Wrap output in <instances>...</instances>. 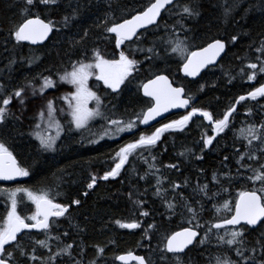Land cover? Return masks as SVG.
Instances as JSON below:
<instances>
[{
	"label": "trees",
	"instance_id": "trees-1",
	"mask_svg": "<svg viewBox=\"0 0 264 264\" xmlns=\"http://www.w3.org/2000/svg\"><path fill=\"white\" fill-rule=\"evenodd\" d=\"M71 2L72 0H61L59 4L50 7L39 5L32 8L30 15L35 17L38 14L45 21L51 19L59 25L63 16L70 13ZM111 2L113 7L109 9V0H101L98 6L85 12L80 21L73 22L67 28L61 27L59 32L53 31L49 41L41 47L33 48L23 44L22 47L14 48L15 41L9 39L8 34L23 19L21 15L24 7L23 0H0V83L5 84L6 94H10L16 87H22L28 81H32L34 76L40 74L52 76L53 79L58 80L56 73L62 74L65 69L70 71V64L79 59H85V51L91 56L93 48L100 49L105 58L118 59V53L126 50L125 46L115 48L114 34H107L110 38L105 40L102 29L93 25L97 22L102 24L107 12L116 18V22H122L134 11H142L150 0H111ZM177 3L178 7L171 13L167 10L163 13L159 21L161 27L158 30H155L156 26L149 28L143 31L146 35L138 44L132 41L127 42L126 45L132 44L133 48L151 47L153 41L161 37L167 38L165 25L168 26L169 31L172 27H176V31L179 32L180 29L176 25V21L180 20L178 13L185 4H191L199 7L201 15L195 19L182 21L190 30L187 33L188 43L191 45L190 51L201 49L209 42L220 39L227 45L225 56L216 67L209 68L198 80L192 81L182 76L183 61L178 57L165 56V53L161 51L160 55L164 58L153 61L147 60L143 52H126L130 58L140 61V71L134 73V77H129L122 84L119 92H112L100 83H94L91 86L103 101V110L106 109L111 116L127 120L135 118L136 113L151 106V101L143 97L141 90L142 85L156 75H166L175 86L183 87L186 96L192 97V107L211 112L214 120L222 118L226 111L235 105L239 96L246 95L264 83V76L261 75H257L255 81H248L246 77L241 78L239 75L241 67L259 55L255 51V42L264 38L261 35L264 33L262 0H179ZM226 5L233 7L234 14V18H229L227 21L224 17ZM235 5L240 6L239 10H236ZM245 8L251 11L245 12ZM241 16H244V19H241ZM88 29L91 30L84 44L73 47V42L79 40L82 32ZM184 35L181 33L180 38L183 39ZM233 35L240 37L235 45L230 43ZM250 44L253 45L252 48H249ZM33 56L40 59L29 68L27 60ZM12 58L17 59L18 62L9 69V61ZM251 71L245 67V73H251ZM229 74L235 77L231 83L228 82ZM33 82L37 88L40 86L39 80ZM213 84L215 87L212 86ZM60 88L59 84L55 89H48L43 98L29 99L26 111H23L18 101L13 99L9 108L14 115L9 117L7 128L0 133V138L12 151L17 162L29 168L31 174L24 183L29 189L50 190L57 194L56 202L65 205L74 199L81 200L79 206L71 205L70 216L68 219L61 218L60 227L53 228L52 234L61 235L65 231L69 232L66 237L61 235V240L64 243H74L75 246L82 244L85 249L83 256L85 264L95 258V246L105 249L98 264H119L117 258L131 252L143 256L146 261H151V264H177L171 259L170 254H167L168 260L163 258L164 253L161 248L165 243V236L191 225L186 222L187 213L184 216L180 215L179 207L176 214L171 216L168 214L165 199L155 194V175L149 174L146 178H141L149 172L143 157L137 155L132 157L129 165L124 167L115 180L103 181L99 177L115 165L116 161L113 157L122 145L134 142L138 135L151 134L156 128L181 119L189 111L170 115L156 126L147 129L142 128L138 123L133 132L126 133L116 140L106 139L96 145L91 144L87 138H84V142L81 143V133L75 130L70 131L68 120L62 118L64 130L57 143V151L46 152L40 149V144L33 133L36 131L35 124L38 123V112L44 107L45 100H54L55 106L61 107ZM30 91L31 89H27L25 95H28ZM249 112L251 115H248ZM246 123L257 125L264 123V97L255 101L242 102L230 118L229 128L217 136L210 147H202L201 137L202 135H205V138L213 136L212 127L205 119L194 117L183 131L164 133L151 154L147 152L143 154L149 159L151 156L156 157L155 163L161 170L159 175L165 181L161 186L162 190L168 189L164 194L167 199L170 200L173 195L172 182L188 181V187L179 191H182L196 208H199V204L195 201L203 200L205 210L202 213L201 223L216 218V209L213 205L220 206L225 199L234 205L242 190L256 189L260 186L259 181L223 180L226 173L222 157L229 156L227 163L235 174L237 154L234 146L240 147L241 152L245 150L244 142L237 139V136L238 130ZM85 137H90V134L85 133ZM181 153L185 155H180ZM198 154H203L204 159H195V155ZM169 163L178 165V168H166L165 165ZM251 163L253 168L257 167L255 162ZM213 172L219 174L222 183L228 187V191L222 192L213 200H206L193 190L198 184L202 186L208 183L210 191H219L220 186L211 181ZM93 175L97 177V185L93 189H88L87 185L91 182ZM85 191L88 192L87 196L83 195ZM137 199L145 201L144 210L150 213L149 216L140 215L139 208L134 204ZM2 207L0 206V219ZM231 214V212L221 213V215ZM117 220L140 222L141 228L122 229L116 223ZM152 225H155V228ZM145 230L148 232L147 237H145ZM201 232L203 233V229ZM259 234V232L248 233L246 238L254 241ZM32 235L37 239L44 238H40L37 233ZM28 244L29 247L32 246L30 241ZM192 249L180 255V264H215V255L222 251L217 248L214 238L211 244L195 245ZM73 251H76V247ZM227 254L235 259L234 253ZM38 255H46V253L38 249Z\"/></svg>",
	"mask_w": 264,
	"mask_h": 264
},
{
	"label": "snow or ice",
	"instance_id": "snow-or-ice-1",
	"mask_svg": "<svg viewBox=\"0 0 264 264\" xmlns=\"http://www.w3.org/2000/svg\"><path fill=\"white\" fill-rule=\"evenodd\" d=\"M60 2L61 0H23L24 7L21 11L23 19L8 34V38L15 41L14 48L17 46L22 47L25 42L31 45L42 44L53 31L59 32L61 27L67 28L73 22L80 21L83 14L98 6L101 0H72L69 4L70 13L63 16L59 25L51 19L45 22L38 14L35 15V18L30 15L33 7H38L39 5L50 7ZM169 6L172 7L170 8ZM112 7L113 4L109 0L108 8L112 9ZM177 7V0H150L142 11H134L128 18H124L123 22H116V18L110 12H107L103 18V23L97 22L93 27L102 29L105 40L110 38L107 34H114L115 48L119 49L122 45L125 46L126 50L118 53V59L105 58L100 49L93 48L91 56L85 51V59H79L75 63H71L70 71L65 69L62 74L56 73L58 80L53 79L52 76L40 74L34 76L32 81H28L22 87H16L10 94H6L5 84L0 83V133L7 128L9 117L14 115L9 108L13 99L18 101L23 111H26L29 99L43 98L48 89H55L59 84H67L75 89L74 92L66 93L60 99L67 105V115L70 116L68 121L69 130L81 133V143L84 142V138H87L93 145L100 144L105 138L116 140L124 133L133 132L138 126L137 121L147 125L151 120L156 119L157 116L170 111L172 108H188L192 97H185L183 87H173L166 75H156L155 79H151L148 83L142 85L144 96L151 97L155 101V105L136 113L135 118L127 120L109 116L106 109L102 111L103 101L88 87V81L95 78L98 81H103L104 85L111 89L112 92H119L121 85L129 77H134V73L140 71V61L130 58L126 52H143L147 60L153 61L164 58L160 55L161 51L165 53V56L178 57L183 61V73L188 77L199 76L203 69L209 65L216 64L217 59L226 52V43L222 40L215 39L199 51H190L191 45L188 43L187 35L190 30L185 27L182 21L195 19L201 15L199 7L191 4H185L178 13L180 20L176 21V25L180 29L179 32L176 31V27H172L169 31L168 26L165 25L167 38L161 37L159 40L153 41L151 47L133 48L132 44L126 45L127 41H133L134 44H138L144 38L146 33L140 32V29H147L149 25H156L155 30H158L161 27L158 23L161 13L166 9L171 13ZM234 7L236 10L240 8L239 5ZM261 7L264 10V0H262ZM250 11V9L245 8V12ZM224 17L226 21L229 18H234L233 7L227 5L224 7ZM241 19H244V16H241ZM90 30L83 31L81 38L73 42V47L82 46L88 38ZM138 33L139 35H137ZM181 33L185 34L183 39L180 38ZM261 35L264 36V33ZM134 37L136 38L135 41L133 40ZM239 39V36L233 35L230 38V43L235 45ZM255 44V51L259 55L253 61H249L244 67H241L239 72L241 78L246 77L248 81H255L257 75L264 76V38L256 41ZM4 46L7 48V44ZM252 47L253 45L250 44L249 48ZM39 59L36 56L30 57L27 60V66L31 68ZM86 60H91V62H86ZM17 62L15 58L10 59L9 69ZM245 67L252 70L251 73H245ZM233 79L235 77L229 74L228 82L231 83ZM35 80L40 81L38 88L33 82ZM212 86L215 87L214 84ZM27 89H31V91L28 95H25ZM200 90L202 91L203 88L201 87ZM260 97H264V85L256 87L248 95L239 96L236 103L249 99L255 101ZM92 101H95V107L89 108L88 105ZM58 111L62 112L63 110L55 106L54 100H45L44 107L38 112L39 122L35 124L37 131L33 135L39 140L40 149L43 151H57L56 141L63 134V125L60 124L59 119L56 117ZM234 112H236V107L231 106L222 118L214 120L211 112L203 111L193 106L181 119L173 120L171 123L158 127L151 134L138 135L134 142L122 145L113 157L116 161L115 166L99 177L103 181L115 180L120 176L130 156L135 154L138 157H143L144 163L148 165L149 172L141 178L144 179L149 174L155 175V194L165 199L168 214L170 216L176 214L179 207L180 215L184 216L187 213L186 222L191 225V227H185L181 231L165 236V243L161 248L165 260L169 259L167 254L171 253V259L180 264V254H186V250L192 251L191 246L194 244L199 246L211 244L214 238L217 248L222 249L214 257L215 264H264V123L258 125L246 123L238 130L237 139L244 142L243 147L245 150L241 152L240 147L234 146V151L237 154L235 174L228 166L229 156L224 155L222 157V164L226 173L223 180L228 182L259 181L260 186L256 189L242 190L238 194L234 205L227 199L220 206L213 205L216 209V218L212 221L201 223L202 213L205 210L203 200L195 201V203L199 204V208H196L189 201V198L182 191H179L188 187L187 180L181 183L172 182L171 192L173 195L170 200L167 199L164 194L168 189L162 190L161 186L165 181L159 175L161 170L155 163L156 157L151 156V159H149L143 156L145 152L151 154L164 133L183 131L192 118L197 115L206 118L208 123L213 125L212 131L215 132V135L206 136V138L205 135H202L201 137L203 140L202 147H210L216 136H220L229 128L230 117H232ZM248 115H251V112ZM16 119H19V117H16ZM95 120L102 121L103 127L101 130L92 132V122ZM42 125L45 126L44 129H42ZM53 125L57 129L55 137L46 131ZM71 126H74V128ZM85 133H92V135L85 137ZM180 155L185 154L181 153ZM195 159L203 160L204 156L203 154H198L195 155ZM251 162H255L257 167L253 168ZM165 167L177 169L178 165L169 163ZM30 174L29 168L21 166L17 162L12 151L6 146L4 140L0 138V181H15L19 178L29 177ZM211 181L220 186L219 191H210L208 183H204L202 186L198 184L193 191L206 200H213L221 195L222 192L228 191V187L222 183L221 177L217 172H213ZM96 185L97 177L93 175L87 188L93 189ZM83 195L87 196L88 192L85 191ZM56 196V193L43 189L39 191H34L27 187L0 189V197L10 203L6 216L3 222L0 223V264H85L83 260L85 253L83 245L75 246L74 243H64L61 240V235L66 237L69 232L65 231L61 235L52 234L53 228L60 227L59 220L61 218L68 219L70 216L71 205L79 206L81 200L74 199L65 205L56 202ZM25 198L35 207V211L31 215H21L18 212V206L24 202ZM129 198L131 199V194ZM177 198L179 199L177 200ZM172 201L177 202L173 203ZM144 203L145 201L139 199L134 201V204L140 210V215L147 217L150 213L144 210ZM229 212L232 214L221 215V213ZM116 223L122 229L141 228L140 222H121L117 220ZM152 227L155 228V225H152ZM33 229L42 233L44 238H35L32 235ZM201 229H203V233ZM252 232L260 233L254 241L246 238V234ZM21 233H24V235H20ZM147 236L148 232L145 230V237ZM198 237L199 239H197ZM29 241L31 242V247H29ZM51 241H56L57 244L53 245ZM74 247H76L75 252L73 251ZM95 247L96 256L94 259H90L88 264H98L104 254L105 249L103 247ZM38 249L44 250L46 255H38ZM227 253H234L235 259ZM77 257L81 258L78 259ZM118 259L124 264H128L129 261H136L137 264H151V261H146L143 256H135L131 253L127 256H119Z\"/></svg>",
	"mask_w": 264,
	"mask_h": 264
},
{
	"label": "water",
	"instance_id": "water-1",
	"mask_svg": "<svg viewBox=\"0 0 264 264\" xmlns=\"http://www.w3.org/2000/svg\"><path fill=\"white\" fill-rule=\"evenodd\" d=\"M178 1H179V0H177V2H178ZM169 7H172V6H169ZM166 10H167V9H166ZM166 10H165V11H166ZM165 11H163V12L161 13V16H160V18H159V20H158V23H159V21H160L162 15H163V13H164ZM32 18H35V17H32ZM41 19H42V18H41ZM45 22H47V21H45ZM122 22H123V21H122ZM154 26H156V25H149V27H148L147 29L152 28V27H154ZM147 29H140V32H143V31H145V30H147ZM52 34H53V33H52ZM52 34H50L49 37H48V39L45 40L42 44L31 45V44H28L27 42H25L24 44H25V45H28V46H30V47H33V48L41 47V46L45 45V44L49 41V39L51 38ZM137 35H139V33H138ZM135 39H136V38L134 37L133 40H135ZM127 42H132V41H127ZM205 47H206V46H205ZM201 49H202V48H201ZM201 49H197L196 51H199V50H201ZM226 52H227V45H226ZM226 52H225V54H226ZM225 54H222V55L217 59L216 64L209 65L207 68L203 69V70L201 71V73H200L199 76H196V77H188V76H185L184 73H183V66H182V68H181V74H182V76H183L184 78H187V79L192 80V81H196V80H198V79L204 74V72H206L209 68L216 67V66L220 63V61L222 60V58L225 56ZM152 79H155V77L152 78ZM168 79H169V81L171 82V84H172L173 87H177V86H175V85L173 84L172 80H171L169 77H168ZM149 81H150V80H149ZM149 81H147L146 83H148ZM146 83H145V84H146ZM262 85H264V83H263ZM262 85H260V86H262ZM257 87H259V86H257ZM184 90H185V89H184ZM254 90H255V88H254L253 90H251V91H254ZM141 92H142L143 97L146 98V99H149V100L152 102V106H154V105H155V101L152 100L151 97H146V96H144L143 87H142ZM246 95H248V93H247ZM185 97H186V91H185ZM260 98H262V97H260ZM238 99H239V98H238ZM249 100H250V99H249ZM245 101H246V100H245ZM242 102H244V101H241V102L238 103V104L235 103L234 106L236 107V111H237L239 105H240ZM191 108H192V103H191V102H190V105H189L188 108H172L170 111L164 112L162 115L157 116L156 119L151 120V121L149 122V124H147V125L141 123V127L144 128V129L154 127V126H156L157 124H159L160 122L164 121V120H165L167 117H169L170 115H173V114H180V113H185V112L191 110ZM234 113H235V112H234ZM234 113H233V114H234ZM194 117H201V118L205 119L206 122L208 123L207 119L204 118V117H202V116L197 115V116H194ZM194 117H193V118H194ZM193 118H192V119H193ZM230 118H231V117H230ZM189 123H190V122H189ZM208 125H210V124L208 123ZM210 126L213 128V125H210ZM213 134L215 135V132H214V131H213ZM216 137H217V136H216ZM19 179H20V178H19ZM19 179L15 180V181H0V184H13V183L17 182ZM181 230H183V229H181ZM181 230H179V231H181ZM32 233H38V232H36V231L33 229ZM22 234H24V233H21L20 235H22ZM197 239H199V237H198ZM194 246H195V244L192 245L191 248H193ZM187 251H188V250H186V252H187ZM128 254H129V253H125V254H122V255H123V256H127ZM131 254H132V255H135V256H141V255H138V254H136V253H134V252H131ZM169 254L172 255L171 253H169ZM122 255H120V256H122ZM180 255H184V254H180ZM117 262H118L119 264H124V262L120 261L118 258H117ZM128 264H137V262H136V261H129Z\"/></svg>",
	"mask_w": 264,
	"mask_h": 264
},
{
	"label": "rangeland",
	"instance_id": "rangeland-1",
	"mask_svg": "<svg viewBox=\"0 0 264 264\" xmlns=\"http://www.w3.org/2000/svg\"><path fill=\"white\" fill-rule=\"evenodd\" d=\"M94 83H100V84H102L103 86H106V85H104V83H103V81H98V80H96L95 78H92V79H90L89 81H88V87H89V89L91 90V91H93V92H95L93 89H92V84H94ZM122 86V85H121ZM60 92H59V94H60V97H62L63 95H65L66 93H71V92H74L75 91V89L74 88H72L70 85H67V84H60ZM97 95V94H96ZM98 96V95H97ZM62 101V104H61V107H57L58 109H62L63 111L61 112V111H58L57 113H56V117H57V119H59V122H60V124L62 125L63 123H62V118H66V120H70V116H68L67 115V111H68V109H67V105H66V103L63 101V100H61ZM88 107L89 108H94L95 107V101H92L91 103H89V105H88ZM102 111H103V109H104V106H103V104H102ZM47 114V113H46ZM108 114V113H107ZM109 116H111L110 114H108ZM38 122H39V120H38ZM139 123V121H137V124ZM92 125H93V127H92V132H96V131H98V130H101L102 129V127H103V122L102 121H100V120H95V121H93L92 122ZM42 127V129H44L45 128V126L44 125H42L41 126ZM73 128H74V126H72ZM64 130V129H63ZM37 131V130H36ZM46 131L47 132H49L53 137H55L56 135H57V129H56V126L55 125H53L51 128H48V129H46ZM88 134H90V136L92 135V133H88ZM124 134H126V133H124ZM124 134H122L121 136H123ZM62 136V135H61ZM60 136V137H61ZM120 136V137H121ZM35 137V136H34ZM60 139V138H59ZM59 139L56 141V144L58 143V141H59ZM107 138H105L104 140H106ZM37 140V139H36ZM104 140H102V141H104ZM111 140V139H110ZM38 142H39V140H37ZM101 141V142H102ZM132 157H135V154L133 155V156H130L129 157V161H128V163L125 165V166H128L129 165V162H130V160H131V158ZM115 166V165H114ZM113 166V167H114ZM124 166V167H125ZM126 168V167H125ZM25 200H27L26 198H25ZM28 201V200H27ZM30 204H31V202L30 201H28ZM33 207V206H32ZM51 243L52 244H56V241H51Z\"/></svg>",
	"mask_w": 264,
	"mask_h": 264
},
{
	"label": "flooded vegetation",
	"instance_id": "flooded-vegetation-1",
	"mask_svg": "<svg viewBox=\"0 0 264 264\" xmlns=\"http://www.w3.org/2000/svg\"><path fill=\"white\" fill-rule=\"evenodd\" d=\"M127 43V42H126ZM123 46V45H122ZM121 46V47H122ZM187 97V96H186ZM192 103V102H191ZM151 106H152V102H151ZM190 111V110H189ZM188 112V111H187ZM141 125V123H140ZM213 132V131H212ZM214 136V134H213ZM27 181V177L26 178H20L17 182L13 183V184H0V189L3 188H7V189H14L16 187H27L24 183ZM28 188V187H27ZM0 206L2 207V213H1V219H0V223L3 222V219L6 216V211L8 210V208L10 207V203L5 201V199L3 197H0ZM33 206V207H32ZM35 211V207L33 204H30L27 200L24 199V202L19 204L18 206V212H20L21 215H31L33 214ZM30 223V222H29ZM40 235V238H43V234L42 233H37ZM24 235V234H22ZM19 239V237H18Z\"/></svg>",
	"mask_w": 264,
	"mask_h": 264
}]
</instances>
